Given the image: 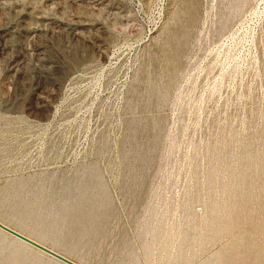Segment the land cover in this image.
<instances>
[{"label":"rangeland","instance_id":"obj_1","mask_svg":"<svg viewBox=\"0 0 264 264\" xmlns=\"http://www.w3.org/2000/svg\"><path fill=\"white\" fill-rule=\"evenodd\" d=\"M0 222L78 264H264V0H0ZM0 264H61L0 231Z\"/></svg>","mask_w":264,"mask_h":264},{"label":"water","instance_id":"obj_2","mask_svg":"<svg viewBox=\"0 0 264 264\" xmlns=\"http://www.w3.org/2000/svg\"><path fill=\"white\" fill-rule=\"evenodd\" d=\"M0 231L3 232L4 234L14 238L15 240H18L19 242L25 244L26 246L31 247V248L39 251L40 253L48 256L49 258L56 260L57 262H59L61 264H78V263L70 260L69 258L53 251L52 249L40 244L39 242L17 232L16 230H14L8 226H6L2 222H0Z\"/></svg>","mask_w":264,"mask_h":264},{"label":"bare ground","instance_id":"obj_3","mask_svg":"<svg viewBox=\"0 0 264 264\" xmlns=\"http://www.w3.org/2000/svg\"><path fill=\"white\" fill-rule=\"evenodd\" d=\"M18 241V240H17ZM21 243V242H20Z\"/></svg>","mask_w":264,"mask_h":264}]
</instances>
